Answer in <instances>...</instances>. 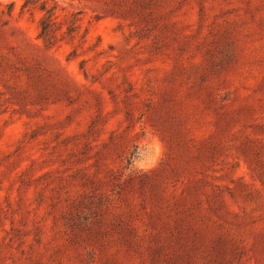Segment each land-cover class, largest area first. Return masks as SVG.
Returning <instances> with one entry per match:
<instances>
[{
	"label": "rangeland",
	"instance_id": "1",
	"mask_svg": "<svg viewBox=\"0 0 264 264\" xmlns=\"http://www.w3.org/2000/svg\"><path fill=\"white\" fill-rule=\"evenodd\" d=\"M0 264H264V0H0Z\"/></svg>",
	"mask_w": 264,
	"mask_h": 264
}]
</instances>
